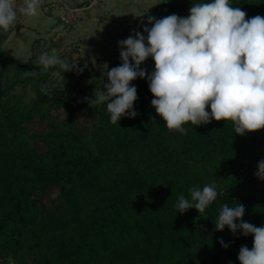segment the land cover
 <instances>
[{"label":"trees","instance_id":"trees-1","mask_svg":"<svg viewBox=\"0 0 264 264\" xmlns=\"http://www.w3.org/2000/svg\"><path fill=\"white\" fill-rule=\"evenodd\" d=\"M206 2L162 0L137 32L147 35L149 16L186 18ZM230 4L246 19L264 17V0ZM11 30L0 29V264H240L253 235L216 231L215 222L224 204H243V221L264 227L260 133L238 135L231 121L215 120L170 131L151 106L147 78L131 82L138 115L113 124L106 104L89 103L105 76L83 69L58 95L52 72L74 68L44 70L34 56L19 62L5 46ZM212 183L222 195L203 213H179L180 196Z\"/></svg>","mask_w":264,"mask_h":264},{"label":"clouds","instance_id":"clouds-1","mask_svg":"<svg viewBox=\"0 0 264 264\" xmlns=\"http://www.w3.org/2000/svg\"><path fill=\"white\" fill-rule=\"evenodd\" d=\"M40 5L41 0H0V29L8 31L18 14L38 16ZM246 15L240 7L231 6L230 0H210L193 5L186 18L149 16L152 26L144 28L146 36L135 32L118 42L122 64L108 70V82L102 91H94L90 106L106 104L113 124L123 116L135 118L138 96L131 82L147 78L154 97L151 106L170 131L186 134L184 124L199 126L213 120L231 121L238 135L264 129V17L246 19ZM149 57L154 61L150 74L140 67ZM39 64L44 70L59 65L64 72L75 66L46 52L40 55ZM24 75L38 72L25 71ZM41 92L46 93V86ZM255 175L264 180V160L258 162ZM189 191L190 200L179 197L181 214L192 208L203 213L222 195L214 183ZM244 213L243 204H224L215 229L227 227L233 235L238 231L253 235L252 248L241 246L238 260L240 264H264V227L244 222ZM220 243L228 247L223 240Z\"/></svg>","mask_w":264,"mask_h":264},{"label":"rangeland","instance_id":"rangeland-1","mask_svg":"<svg viewBox=\"0 0 264 264\" xmlns=\"http://www.w3.org/2000/svg\"><path fill=\"white\" fill-rule=\"evenodd\" d=\"M19 3L20 0H17ZM162 0H41L39 15L25 17L18 14L5 43L8 52L19 62L33 56L39 63L42 53H55L75 65L68 76L52 72L53 86L58 95H65L75 84L73 75L81 69L107 72L120 66L119 41L134 36L144 14L156 8ZM65 16L68 23L62 22ZM146 36V35H145ZM65 40L55 45L59 38ZM151 58V57H149ZM147 72L154 69V61L147 62ZM59 66V65H57ZM93 66L94 69H91ZM150 74V73H149ZM264 150V129L258 130Z\"/></svg>","mask_w":264,"mask_h":264},{"label":"built area","instance_id":"built-area-1","mask_svg":"<svg viewBox=\"0 0 264 264\" xmlns=\"http://www.w3.org/2000/svg\"><path fill=\"white\" fill-rule=\"evenodd\" d=\"M61 20H62V22H64V23H68V22H69V19H68L67 17H65V16H63V17L61 18Z\"/></svg>","mask_w":264,"mask_h":264}]
</instances>
